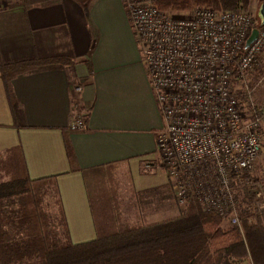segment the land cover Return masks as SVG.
Instances as JSON below:
<instances>
[{"label": "crops", "instance_id": "0c3cea01", "mask_svg": "<svg viewBox=\"0 0 264 264\" xmlns=\"http://www.w3.org/2000/svg\"><path fill=\"white\" fill-rule=\"evenodd\" d=\"M78 113L85 129L73 131ZM163 128L124 0L0 3V157L31 181L52 179L73 244L98 237L95 181L123 215L126 197L176 202L157 165Z\"/></svg>", "mask_w": 264, "mask_h": 264}, {"label": "built area", "instance_id": "2783aa9c", "mask_svg": "<svg viewBox=\"0 0 264 264\" xmlns=\"http://www.w3.org/2000/svg\"><path fill=\"white\" fill-rule=\"evenodd\" d=\"M259 1L257 14L197 7L176 15L160 10L156 0H124L164 121L157 165L166 171L178 205L196 201L205 213L229 216L235 225L236 197L244 188L257 191L246 175L262 152V114L248 85L264 52V0ZM254 30L258 36L246 48ZM70 128L85 129L83 113Z\"/></svg>", "mask_w": 264, "mask_h": 264}, {"label": "trees", "instance_id": "16d2710c", "mask_svg": "<svg viewBox=\"0 0 264 264\" xmlns=\"http://www.w3.org/2000/svg\"><path fill=\"white\" fill-rule=\"evenodd\" d=\"M241 1L245 0H158L156 5L167 13L196 6L231 11ZM21 68L25 72L35 67ZM51 180L31 181L16 159L0 157V264H237L242 260L237 250L245 248L253 264H264L260 219L254 224L246 221L243 235L237 229L225 232L219 215L203 212L192 200L180 219L134 223L121 213L116 196L107 197L102 181L94 183L102 206L94 209L98 237L75 245ZM49 200L55 202L56 212L48 211ZM104 201L112 205L103 206Z\"/></svg>", "mask_w": 264, "mask_h": 264}, {"label": "rangeland", "instance_id": "374dc122", "mask_svg": "<svg viewBox=\"0 0 264 264\" xmlns=\"http://www.w3.org/2000/svg\"><path fill=\"white\" fill-rule=\"evenodd\" d=\"M157 1L158 0H156V2ZM260 4L261 3L259 0H245L244 2L241 1L240 5L233 10L242 9L252 14H257ZM197 7L207 6H196L189 11L173 13L176 15H188ZM248 85L252 88H255V103L260 108L262 114L261 136L263 149L256 162L253 172L250 175H246V177H249L252 181H254V183L257 184V191L254 189L250 190L244 188L240 191V195L236 197L238 203L236 215L239 219V225L233 224L229 216L221 217L219 215L223 220L221 227L225 232L237 229L242 235L246 221L249 224H254L258 219H260L264 227V209L260 208V203L264 202V52L258 58V63L249 76ZM163 171L166 173L165 170ZM259 190L262 191L261 199L257 197V192ZM128 194L130 196V192ZM160 195L161 193L151 194L150 196L145 197V199H140L136 196L133 198L126 197L124 200L125 206L123 207L124 216L134 223L138 221L140 223L150 224L181 218L186 207L183 206L181 208L178 206L174 198H168L166 201H163L160 199ZM49 201L51 206L48 208V211L56 212L55 202L53 200ZM237 252L239 253L238 255L242 257V260H240L241 262L237 261V264H253L247 248L242 249V251L237 250Z\"/></svg>", "mask_w": 264, "mask_h": 264}, {"label": "water", "instance_id": "95a60500", "mask_svg": "<svg viewBox=\"0 0 264 264\" xmlns=\"http://www.w3.org/2000/svg\"><path fill=\"white\" fill-rule=\"evenodd\" d=\"M262 13H263V18H264V6L262 8ZM258 30H254L252 35L250 36V38L248 39L247 43H246V48H248L257 38L258 36Z\"/></svg>", "mask_w": 264, "mask_h": 264}]
</instances>
